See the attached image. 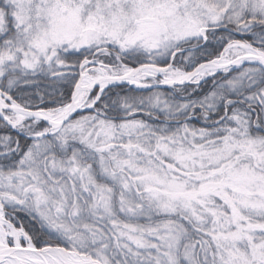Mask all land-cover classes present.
<instances>
[{
	"label": "snow or ice",
	"instance_id": "obj_1",
	"mask_svg": "<svg viewBox=\"0 0 264 264\" xmlns=\"http://www.w3.org/2000/svg\"><path fill=\"white\" fill-rule=\"evenodd\" d=\"M0 264H264V0H0Z\"/></svg>",
	"mask_w": 264,
	"mask_h": 264
}]
</instances>
